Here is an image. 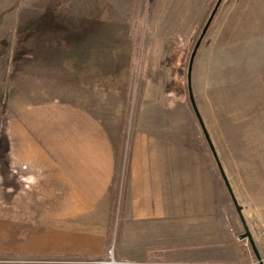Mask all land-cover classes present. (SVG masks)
<instances>
[{"label": "rangeland", "instance_id": "obj_1", "mask_svg": "<svg viewBox=\"0 0 264 264\" xmlns=\"http://www.w3.org/2000/svg\"><path fill=\"white\" fill-rule=\"evenodd\" d=\"M216 2L0 0V264L100 262L8 255L16 239L28 243L29 224L44 225L34 208L28 213L33 197L14 158H50L69 114H90L122 140L118 208L132 158L149 157L157 194L171 196L173 261L258 264L239 239L246 227L264 264V0H222L191 71L243 223L187 91L189 59ZM115 244L104 261L112 248L115 262L130 264L117 260Z\"/></svg>", "mask_w": 264, "mask_h": 264}, {"label": "crops", "instance_id": "obj_2", "mask_svg": "<svg viewBox=\"0 0 264 264\" xmlns=\"http://www.w3.org/2000/svg\"><path fill=\"white\" fill-rule=\"evenodd\" d=\"M67 117L66 124L59 122L65 129L55 137L50 158L44 153H40V158H14L20 176L37 174L35 169H42L39 174L43 179L30 191L33 198L31 202L29 198L28 213L32 214L34 208L44 225L29 224L28 243L16 242L15 238L8 255L104 261L106 248L115 238L119 261L199 264L186 258L173 261L171 196L165 190L157 194L149 157H144L143 163L139 157L136 161L132 158L129 192L122 209L118 208L122 140L90 114ZM25 164L27 169L22 167ZM9 166L12 168V159ZM115 212H119L122 222L118 228L111 221ZM19 227L23 236L24 225Z\"/></svg>", "mask_w": 264, "mask_h": 264}, {"label": "water", "instance_id": "obj_3", "mask_svg": "<svg viewBox=\"0 0 264 264\" xmlns=\"http://www.w3.org/2000/svg\"><path fill=\"white\" fill-rule=\"evenodd\" d=\"M221 1L222 0H217L215 6L213 8V10L211 11V13L209 15V18L207 19V21H206V23H205V25H204V27L202 29V32L200 34V37H199L197 43L195 44L194 49H193V51L191 53V56H190V59H189V63H188V67H187V91H188L189 101H190L191 106H192V108L194 110L196 119H197V121H198V123L200 125V128L202 130V133H203L204 138L206 140V143L208 144V147L210 149V152L212 153V156H213V158L215 160V163H216V166H217L218 171L220 173V176L222 178V181L224 182L225 187H226V189H227V191L229 193V196H230V198H231V200H232V202H233V204H234V206L236 208L237 214L239 215V218L241 219V221L243 223V220H242L241 215H240V208L236 206L235 199H234V197L232 195L230 186H229V184L227 182V179H226V177H225V175H224V173H223V171L221 169V166H220L219 161L217 159V156L215 154L214 148H213V146L211 144V141L209 139V136H208V134H207V132L205 130V127H204V125L202 123L201 117H200V115L198 113V110L196 108V105H195V102H194V99H193V95H192V91H191V71H192V65H193L194 56L196 54V51L198 49V46H199L202 38L204 37V35H205L208 27L210 26L211 21L213 20L215 14L217 12V9H218ZM244 230H245V233L243 235L239 236V239L240 240H243V239H247L248 240V242L250 244V247H251V249L253 251V254L255 255V257H256V259L258 261V264H263V262H262V260H261V258L259 256V253H258V251H257V249H256V247L254 245V242H253V239L251 237V234L249 233V231L247 230L246 227H244Z\"/></svg>", "mask_w": 264, "mask_h": 264}, {"label": "clouds", "instance_id": "obj_4", "mask_svg": "<svg viewBox=\"0 0 264 264\" xmlns=\"http://www.w3.org/2000/svg\"><path fill=\"white\" fill-rule=\"evenodd\" d=\"M170 97L174 96V93H169L168 94ZM169 107H174V104L170 103ZM23 168L27 169L28 165H22ZM13 171H15L13 169ZM35 173L37 174H29L27 176H18V183L22 182L24 184V188L31 191L32 188L39 184L40 180L43 179V176L40 175L39 173H42V169H35ZM9 191H12L10 188Z\"/></svg>", "mask_w": 264, "mask_h": 264}, {"label": "built area", "instance_id": "obj_5", "mask_svg": "<svg viewBox=\"0 0 264 264\" xmlns=\"http://www.w3.org/2000/svg\"><path fill=\"white\" fill-rule=\"evenodd\" d=\"M108 260L106 261H100L98 262L99 264H119L118 262H115L114 259H113V250L112 248L109 249L108 251Z\"/></svg>", "mask_w": 264, "mask_h": 264}]
</instances>
